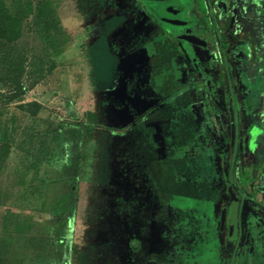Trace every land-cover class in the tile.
<instances>
[{
	"label": "rangeland",
	"instance_id": "374dc122",
	"mask_svg": "<svg viewBox=\"0 0 264 264\" xmlns=\"http://www.w3.org/2000/svg\"><path fill=\"white\" fill-rule=\"evenodd\" d=\"M2 1L0 264H264V5L195 0L232 29L187 51L136 0Z\"/></svg>",
	"mask_w": 264,
	"mask_h": 264
},
{
	"label": "flooded vegetation",
	"instance_id": "af4514ba",
	"mask_svg": "<svg viewBox=\"0 0 264 264\" xmlns=\"http://www.w3.org/2000/svg\"><path fill=\"white\" fill-rule=\"evenodd\" d=\"M136 1L141 5V7L143 8V11H145L146 14L150 16L149 18L153 19L157 23V25L161 27L164 35H166L170 39L181 42L184 46H186L187 51L189 50L188 47H192V46L201 47L202 46V43L199 40L201 35L204 36V34L205 35L207 34V36H210V39L213 41L214 40L213 32L214 33L217 32V29H219L220 33L227 32L228 26L226 25V22L228 21L224 18L225 20L222 23L224 25L222 26L220 25L221 22L219 21L222 17L215 16V18L212 21V25H211L213 29L208 30L207 32L206 30H203L204 32L199 33L197 29L200 24L196 20V17H195L198 14L195 11V0H162V1L136 0ZM227 2L230 3V0H227ZM256 3H260L261 5H264V0H259ZM172 23H178V25L175 26V25H172ZM216 35L218 34L216 33ZM225 44H227V42L224 39V36H221L220 42H219L220 52L222 53V57L227 58V55L230 53L231 50L227 48ZM249 47H250L249 49H250L251 54L256 56L258 52L256 44H251L249 45ZM245 64L247 66L246 68H248V66L251 67V70H249V73L252 74L251 76L252 79H245L247 89L252 92V95H248V98L251 97L255 99V104L258 105L259 100L257 97L259 96L257 94L260 92V90L264 86V79L260 77L258 73L261 66L257 58L253 60V63L245 62ZM255 66L258 67V69L253 68ZM261 84H262V87H261ZM246 98H247V95L245 97V100ZM246 101H248V99ZM259 132L260 131L256 130L250 135L249 143H251L253 139H257V137L259 136L257 134ZM263 166L264 165H262L261 169L263 168ZM261 169H260V174H262ZM261 179L263 181L264 179L263 175L261 176ZM260 186H264V184H260L257 187L258 192H259L258 188Z\"/></svg>",
	"mask_w": 264,
	"mask_h": 264
},
{
	"label": "trees",
	"instance_id": "16d2710c",
	"mask_svg": "<svg viewBox=\"0 0 264 264\" xmlns=\"http://www.w3.org/2000/svg\"><path fill=\"white\" fill-rule=\"evenodd\" d=\"M12 25H14L11 17L9 16L6 8L3 5V1L0 0V40L2 39H6L7 38V34H8V30L11 29ZM227 44H225L227 46V48H232L233 47V42L232 41H226ZM231 170L233 171V176H232V180L236 181V183L238 182L237 178L234 176V169L231 168ZM262 176V174H260ZM261 184H264V179L262 181ZM70 201H71V205L69 207V214H72L75 212V197L74 194H72L70 196ZM241 257L239 256L238 258L235 259V261H233L231 264H242ZM257 262H259L258 259V254L256 253H252L250 255V258L248 259L247 264H257Z\"/></svg>",
	"mask_w": 264,
	"mask_h": 264
},
{
	"label": "crops",
	"instance_id": "0c3cea01",
	"mask_svg": "<svg viewBox=\"0 0 264 264\" xmlns=\"http://www.w3.org/2000/svg\"><path fill=\"white\" fill-rule=\"evenodd\" d=\"M256 4H258V3H256ZM255 4V5H256ZM250 8V7H249ZM250 9H252V7L250 8ZM244 10V9H243ZM254 12V16L256 17L257 16V14H259V13H256V11L253 9L252 10V13ZM245 17H247V16H245ZM256 19H257V17H256ZM258 21V20H257ZM230 21L228 20V22H226V25L228 26V28H227V31L228 30H231L232 29V27H230ZM222 26L224 25V24H221ZM126 31H128V30H126ZM225 34V33H224ZM224 39L226 40V41H232L233 42V40L232 39H230L228 36H224ZM231 51H230V53H229V55H234L233 54V49H234V44H233V47L232 48H229Z\"/></svg>",
	"mask_w": 264,
	"mask_h": 264
},
{
	"label": "water",
	"instance_id": "95a60500",
	"mask_svg": "<svg viewBox=\"0 0 264 264\" xmlns=\"http://www.w3.org/2000/svg\"><path fill=\"white\" fill-rule=\"evenodd\" d=\"M156 1H162V0H156ZM172 25H175V26H176V25H178V23H172ZM261 172H262V175H263V177H264V166H263ZM258 190H259V192H261V193L264 194V186H260V187L258 188Z\"/></svg>",
	"mask_w": 264,
	"mask_h": 264
}]
</instances>
